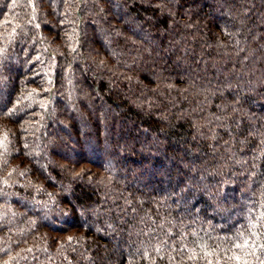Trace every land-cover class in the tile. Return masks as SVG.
<instances>
[{
    "label": "trees",
    "instance_id": "1",
    "mask_svg": "<svg viewBox=\"0 0 264 264\" xmlns=\"http://www.w3.org/2000/svg\"><path fill=\"white\" fill-rule=\"evenodd\" d=\"M262 216L264 0H0V264H264Z\"/></svg>",
    "mask_w": 264,
    "mask_h": 264
},
{
    "label": "clouds",
    "instance_id": "2",
    "mask_svg": "<svg viewBox=\"0 0 264 264\" xmlns=\"http://www.w3.org/2000/svg\"><path fill=\"white\" fill-rule=\"evenodd\" d=\"M102 11H103V9H101V12ZM129 29L134 30L133 25L130 24ZM117 35H119V33H117ZM109 40H111V36L109 35V30L104 29L102 26L97 29V31L95 32V34L92 37V43L100 44L102 47L105 48V50H107V48L109 46V44H108Z\"/></svg>",
    "mask_w": 264,
    "mask_h": 264
},
{
    "label": "snow or ice",
    "instance_id": "3",
    "mask_svg": "<svg viewBox=\"0 0 264 264\" xmlns=\"http://www.w3.org/2000/svg\"><path fill=\"white\" fill-rule=\"evenodd\" d=\"M260 223L261 225H264V216L261 217ZM245 231H247V229H245ZM235 239L236 241H239V243L235 244L237 248H240L242 245H245L247 243V238L242 232H237ZM235 259L239 260V257H236Z\"/></svg>",
    "mask_w": 264,
    "mask_h": 264
},
{
    "label": "rangeland",
    "instance_id": "4",
    "mask_svg": "<svg viewBox=\"0 0 264 264\" xmlns=\"http://www.w3.org/2000/svg\"><path fill=\"white\" fill-rule=\"evenodd\" d=\"M88 105H89L90 108H91V104H88ZM102 123H103V122H102ZM105 128H106V126L103 127V129H105ZM106 129H107V128H106ZM51 130H52V127L49 129V133H50V134H52V131H51ZM54 131H55V133H54L55 136H57V137L59 136V137L64 138V139L66 138L64 135H62L61 130H56V129H54Z\"/></svg>",
    "mask_w": 264,
    "mask_h": 264
}]
</instances>
